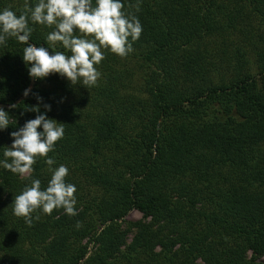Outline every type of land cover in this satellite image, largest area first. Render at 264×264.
Wrapping results in <instances>:
<instances>
[{
    "label": "trees",
    "instance_id": "obj_1",
    "mask_svg": "<svg viewBox=\"0 0 264 264\" xmlns=\"http://www.w3.org/2000/svg\"><path fill=\"white\" fill-rule=\"evenodd\" d=\"M122 3L142 34L127 56L103 50L94 86L33 79L27 45H0V103L20 98L0 107V161L38 94L65 128L52 167L77 189L76 215L40 209L29 226L13 201L32 179L47 187L46 158L30 176L0 165V264H264V0ZM30 26L29 44L68 52L48 42L53 28Z\"/></svg>",
    "mask_w": 264,
    "mask_h": 264
},
{
    "label": "clouds",
    "instance_id": "obj_2",
    "mask_svg": "<svg viewBox=\"0 0 264 264\" xmlns=\"http://www.w3.org/2000/svg\"><path fill=\"white\" fill-rule=\"evenodd\" d=\"M135 7L138 11L139 4ZM124 8L122 0H95V5L93 0H37L34 6L25 0L19 14L10 8L0 11V45H6L8 38L12 37L27 45L22 57L25 64L30 65L28 73L33 79L59 74L72 85L91 87L101 77L96 65L105 58L103 50L127 56L133 51L132 42L142 34V24L137 16L125 12ZM30 24L53 28L47 36L48 42L53 45L61 43L70 54L54 48L50 53L49 47L29 44L33 32ZM30 92L31 88L25 89L23 95L27 97ZM34 95L37 105L26 110L37 113L36 117L10 133L13 143L5 148V159L0 161V165L13 174L30 176L37 159L46 158L45 163L51 172L47 187L42 188L39 179H32L30 186H25L13 201L14 215L23 217L29 226L33 222L32 214L40 209L46 214L60 208L68 215L77 214V189L66 181L69 169L63 164L53 168L56 162L48 156L64 137V123L47 117L46 112L51 110V106L43 104V98L38 94ZM41 104L44 113L40 110ZM9 107L15 109L17 105L10 104ZM9 125V113L0 108V130L7 129ZM40 128L43 131H38Z\"/></svg>",
    "mask_w": 264,
    "mask_h": 264
},
{
    "label": "rangeland",
    "instance_id": "obj_3",
    "mask_svg": "<svg viewBox=\"0 0 264 264\" xmlns=\"http://www.w3.org/2000/svg\"><path fill=\"white\" fill-rule=\"evenodd\" d=\"M128 217L132 219H136L140 217V213L137 212L136 210H132L129 212Z\"/></svg>",
    "mask_w": 264,
    "mask_h": 264
},
{
    "label": "water",
    "instance_id": "obj_4",
    "mask_svg": "<svg viewBox=\"0 0 264 264\" xmlns=\"http://www.w3.org/2000/svg\"><path fill=\"white\" fill-rule=\"evenodd\" d=\"M32 85H33V81H32V79H31V81H30V87H32ZM19 100H20V98H17V99H15L12 103H10V104H16ZM10 104H2V103H0V107H5V108H7V107L10 106Z\"/></svg>",
    "mask_w": 264,
    "mask_h": 264
}]
</instances>
